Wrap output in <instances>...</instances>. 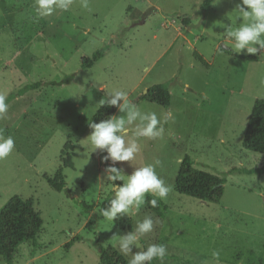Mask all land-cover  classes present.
<instances>
[{"label":"rangeland","instance_id":"374dc122","mask_svg":"<svg viewBox=\"0 0 264 264\" xmlns=\"http://www.w3.org/2000/svg\"><path fill=\"white\" fill-rule=\"evenodd\" d=\"M202 1L0 0V208L20 196L43 222L12 264H100L98 246L130 264H264V174L231 173L264 164L242 147L264 100V0ZM162 83L169 108L140 99ZM106 101L102 133L91 119ZM185 156L225 179L218 203L174 191ZM58 174L62 192L47 183Z\"/></svg>","mask_w":264,"mask_h":264},{"label":"trees","instance_id":"16d2710c","mask_svg":"<svg viewBox=\"0 0 264 264\" xmlns=\"http://www.w3.org/2000/svg\"><path fill=\"white\" fill-rule=\"evenodd\" d=\"M213 0H203L200 12L205 13L211 6ZM220 51H222L219 48ZM224 52V51H222ZM104 51H97L91 58H82V69L91 68L103 56ZM236 59L256 62L255 56H244L233 53L231 50L224 52ZM203 63V60L199 58ZM38 87L37 85L30 86ZM26 89V88H25ZM24 89V90H25ZM23 90L20 91L22 94ZM142 101L156 104L162 108H169L171 96L168 85L162 83L153 85L146 90V94L140 97ZM117 111L116 105L111 101L102 104L91 119V125L99 132L105 133ZM242 147L246 151L264 156V100L256 99L253 103L245 132L242 139ZM231 173L244 175L264 174V164L255 169H235ZM48 185L56 192L65 190V181L61 175L53 179H47ZM225 179L212 175L205 171L197 170L193 167L192 161L185 156L181 161L178 173L174 181V191L180 195L188 196L204 203H218L223 195ZM88 212L91 207L80 204ZM148 210L158 213L165 205L159 200L158 203L145 201ZM104 207V206H103ZM42 220L33 207L31 200L23 199L20 196H13L0 208V257L5 264H12L16 249L24 242H31L36 247V238L42 227ZM115 225L121 230L132 231V220L123 212H118L114 217ZM79 241V237L64 246V250H69L74 242ZM100 264H130L125 257L113 246H98ZM144 264H155L150 257H146Z\"/></svg>","mask_w":264,"mask_h":264},{"label":"water","instance_id":"95a60500","mask_svg":"<svg viewBox=\"0 0 264 264\" xmlns=\"http://www.w3.org/2000/svg\"><path fill=\"white\" fill-rule=\"evenodd\" d=\"M220 49H221V50H224V51H228V50H229V49L226 48L223 44L220 45ZM144 94H146V92H145ZM203 203H204V202H203Z\"/></svg>","mask_w":264,"mask_h":264}]
</instances>
